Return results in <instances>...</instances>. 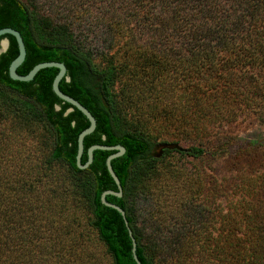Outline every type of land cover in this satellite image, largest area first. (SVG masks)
<instances>
[{"label": "trees", "instance_id": "16d2710c", "mask_svg": "<svg viewBox=\"0 0 264 264\" xmlns=\"http://www.w3.org/2000/svg\"><path fill=\"white\" fill-rule=\"evenodd\" d=\"M97 25L109 30L106 36L94 35ZM3 27L18 30L23 38L26 55L19 74L43 61L65 64L59 88L96 119L94 131L83 140L82 164L90 145L125 147L111 160L122 195L105 199L125 211L141 264H171L175 256L180 264H201L209 253L196 222L168 231L159 246L139 220L140 203L155 194L152 183L161 173V161L171 153L199 157L205 152L192 145L186 152L165 149L153 156L157 142L151 130L162 114L148 108L146 96L160 98L171 73L181 74L172 89H183L186 103L203 102L204 96L228 86L221 80L230 75L229 83L238 85L236 72L246 77L247 86H258L255 78L264 71V0H65L58 7L42 0H0ZM3 38L9 44L0 54V264H50L62 254L72 257L70 264H82L71 247L62 249V219L71 209L87 215V226L111 264H137L120 212L100 199L104 190L118 191L106 167L114 151L96 149L86 168L77 166V137L88 119L53 92L58 68H42L30 81L11 79L8 67L18 48L12 35ZM189 114L187 109L175 117L177 130L199 128ZM22 138H30L32 146L22 150ZM225 143L228 147L218 152L232 145ZM233 145L228 159L240 173L239 193L230 199L223 188L227 203L218 235L223 246L211 251L224 262L264 264V142ZM244 165L247 169L241 170ZM147 212L152 224V211ZM69 258L62 259L64 264Z\"/></svg>", "mask_w": 264, "mask_h": 264}, {"label": "rangeland", "instance_id": "374dc122", "mask_svg": "<svg viewBox=\"0 0 264 264\" xmlns=\"http://www.w3.org/2000/svg\"><path fill=\"white\" fill-rule=\"evenodd\" d=\"M42 1L56 7L65 3V0ZM108 32L107 28L102 29L100 25L94 28L95 36L103 37ZM122 41L123 36L118 41L119 45ZM117 47L118 44L115 48ZM119 56L123 57V51H120ZM218 71H222V74L226 73L223 69ZM236 75L238 85L229 83L234 77L230 75L231 77L221 80L228 86L221 88L220 91L209 93V96H204L203 102L197 98L193 100V103H186L181 93L183 89L173 91L172 85L181 77V74L176 73L166 75L160 98L155 96L152 99L146 96L148 108L161 110L162 114V116L157 115L158 118L154 121L156 130H151L155 134L157 143L174 141L183 147L201 145L205 148V152L199 157L171 153L161 161L159 166L161 173L152 183L155 194L150 202L140 203L139 220L151 232L150 236L157 239L159 246L163 244L159 240L170 236L168 231L173 229L178 231L179 228L184 230L196 222L197 226L203 230L202 243L207 246L209 253L201 264H223L224 262L219 254L211 250L215 245L223 246L218 237L221 228L219 215L227 203L223 188L228 192L230 199H236L239 193L235 183L238 182L240 173L233 168V159H228L229 153L235 147L233 144L238 141L264 142V88H261V86L264 87V71L259 78H255L258 81L256 87L247 86L249 83L246 77L243 79V75L241 76L239 72H236ZM243 89H246L245 95H242ZM163 97L168 98L162 101ZM144 105L145 103L141 106L144 108ZM184 109H189V115L194 117L199 128L196 126L193 127L194 130L189 129L191 127H185L182 131L177 130L178 123L174 119L184 113ZM206 110L209 111L208 114L205 113ZM224 118H227L228 123L222 127L221 122L226 123ZM213 120L214 122H211ZM227 140L231 141V147L225 152H218L228 147L225 143ZM32 142L30 138H22V150L24 147L32 146ZM14 147L12 152L15 150ZM158 152V149L154 150V153ZM247 167L244 165L241 170H246ZM199 201H201L200 205H198ZM80 205L82 206V203ZM148 210L152 211V224L147 214ZM70 212H67L68 214H65L62 219V249H65V245H67L66 250L71 247L73 257L75 260L79 259L78 262L81 261L82 264H111L104 247L87 226V215L76 210L74 212L72 209ZM168 240L174 242L173 238ZM164 244L167 243L164 242ZM61 256L64 259L71 257L68 254ZM62 259L51 261L50 264H64ZM70 260V258L65 260V263L70 264ZM177 261L180 264L177 256L172 257V260L169 259L171 264ZM224 264L236 263L230 258Z\"/></svg>", "mask_w": 264, "mask_h": 264}, {"label": "water", "instance_id": "95a60500", "mask_svg": "<svg viewBox=\"0 0 264 264\" xmlns=\"http://www.w3.org/2000/svg\"><path fill=\"white\" fill-rule=\"evenodd\" d=\"M5 34H10L15 38L16 43H17V48H18V53H17L16 57L10 62L9 67H8V73H9L10 78L14 79V80H18V81H30L34 78L35 74L42 68H45V67H56V68H58V72L55 75L53 82H52L53 92L63 101L68 102L73 107H76L88 119L89 125L85 129H83L78 134V137H77V153H76L77 166L80 169L86 168L92 162L93 151L96 149L114 151L107 156L106 167H107L109 174L111 175L114 182L116 183L118 191H114L111 189L104 190L101 193L100 199L104 205L111 207V208H114L120 212V214L123 218V221L125 223V226L128 230V234H129L131 241H132L133 258L137 264H141L139 258L136 255V241H135V238L132 234V230L128 224V221L126 219L125 211L119 205L108 202L105 199L106 195H108V194H113V195L118 196V197H120L122 195V186L120 184V180H119L118 176L115 174V172L112 168L111 160L116 158V157L123 155L125 152V147L120 145V144H116V145L93 144V145H90L87 148V161L84 164H82L81 163V156H82V153L84 151L83 140H84V137L86 135H88L94 131V129L96 127V119L83 104H81L78 100L69 96L68 94H65L59 88V82L66 74L65 64L63 62H59V61H43V62H39V63L35 64L26 74H19L17 72V68L24 61L25 55H26V48H25L23 38H22L20 32L16 29L12 28V27L0 28V36L5 35ZM8 44H9V42H8L7 38H3L0 40V54L7 49ZM71 109L72 108H70L69 110H71ZM155 149H158L159 152L154 153ZM165 149H169V150L176 149V150L182 151V152H186L189 150L188 148L183 147L179 143L174 142V141L159 142L154 146V148L152 150V155L155 157H160L163 154V151Z\"/></svg>", "mask_w": 264, "mask_h": 264}]
</instances>
